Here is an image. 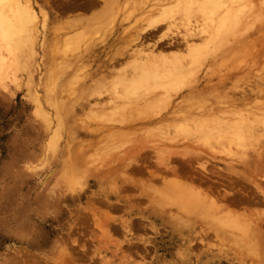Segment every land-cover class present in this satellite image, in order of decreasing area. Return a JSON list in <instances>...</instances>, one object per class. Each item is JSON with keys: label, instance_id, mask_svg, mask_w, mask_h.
I'll return each instance as SVG.
<instances>
[{"label": "rangeland", "instance_id": "1", "mask_svg": "<svg viewBox=\"0 0 264 264\" xmlns=\"http://www.w3.org/2000/svg\"><path fill=\"white\" fill-rule=\"evenodd\" d=\"M169 1L30 0L35 47L0 85V264H264L263 253L233 241L248 240L238 228L219 233L206 215L172 221L177 204L161 203L169 192L160 190L161 179L185 180L190 171L219 194L231 180L249 191L254 181L264 186V132L244 148L226 132L242 113L264 117V7L242 12L167 107L147 112V93L125 96L119 82L135 73L130 53L140 43L183 54L185 29H209L195 11L152 28L156 4ZM210 116L225 129L215 139L176 131V123L193 129V118Z\"/></svg>", "mask_w": 264, "mask_h": 264}, {"label": "bare ground", "instance_id": "2", "mask_svg": "<svg viewBox=\"0 0 264 264\" xmlns=\"http://www.w3.org/2000/svg\"><path fill=\"white\" fill-rule=\"evenodd\" d=\"M257 1L258 3L255 4L254 0H171L162 5H158L157 3L156 5L159 6V9L157 10L159 17L148 21L152 28H156L158 21L165 18L172 19L174 14H177L178 12V14L181 13L187 17L195 11L198 12L200 16L202 15L209 20V22L207 21L208 23L206 22L209 24V29L206 26L207 30H204L201 26V29L199 28L195 33L191 32V28L185 29V32L181 37L186 45L185 54L156 53L153 50H146L149 48L145 49L146 46H142L143 44L139 43V47L136 46L133 50L134 52L130 53L134 59L133 70L135 73L130 79L123 77L121 81H119L126 87L119 85L120 87L125 88L123 94L125 96L128 95V97L133 94L135 95L134 97H137L140 96V94L147 93V97L144 99L145 104L143 105L144 111L147 112H154L161 107L166 108L167 105H164V103H167V100L171 98V94L184 86L186 79H190L192 75L197 72L196 70L199 69L198 64L200 61L210 53H213L216 47L222 44L225 35L228 32L233 31L239 24V16L241 13L247 11H250L251 13L259 12L260 6H257L256 4L264 7V0ZM249 7L251 8L248 9ZM246 9L248 10L246 11ZM222 11L223 13L219 17H216V19L213 18L214 14H218ZM35 13L30 0H0V85H3V78L8 70H17L22 66V58L24 57L26 47L31 46V44L33 45V41L35 40L34 37L37 33L34 21L37 19L36 16L38 15ZM201 19H203V17ZM171 22H173V19ZM205 33H207L208 37L205 42L199 44L189 42L199 34ZM201 36L200 39L202 40V37L205 35ZM33 47H29V51L33 52ZM155 91L157 93H154ZM158 91L161 92L162 95ZM143 96L140 97L142 98ZM231 105L237 107V100L236 103L234 101L231 102ZM37 107L43 109L39 102ZM211 107L217 108L215 105ZM248 107L252 109L251 106H247V108ZM247 108L245 107L244 109ZM250 108L247 109L248 112ZM115 109V112H117V110L119 111V108ZM253 113H242L239 115L240 118L237 121H232L228 125L226 129L227 135L228 133L230 134L231 141H233L236 147H248L249 144L255 143L257 138H259L257 134L258 131L256 130L260 129L264 132V117H260L257 114L253 115ZM205 116L207 115L203 114V118ZM215 117L216 116H214V118ZM258 117H260L259 120H257ZM210 118L211 120L208 121H206L208 118H205V120H201L200 117L193 118V121H191L193 122V129L187 128V126L190 125L178 123H176L177 126L176 124L174 125L177 133L193 135L196 136L198 140L207 142L211 140L212 137L214 139L218 137L219 131L225 130L219 122L212 120L213 117L210 116ZM253 120H255L256 123H261L262 126L260 128L257 125L253 126L251 123ZM188 124H191L190 121ZM232 145L233 144H230V146ZM233 146L232 148L234 149L235 147ZM216 149L219 150L217 147ZM256 154L259 153L257 152ZM200 167L204 176L209 173V170L205 168L204 164H201ZM173 172L175 175L178 173L176 169H174ZM190 172H185V180L176 178L169 180V182H165L164 179H161L165 183L163 185L164 189L160 187V190L162 191L161 196L164 195L163 190L167 189V191L165 190L166 193L169 192L167 193V195L169 194V197H162L161 203L168 201L169 203L177 204L176 207H178L175 215L172 213L169 215L172 221L180 224V222L194 221V218H198V216L201 215H206L207 217L210 216L213 224L211 227L214 228L215 231L222 233L225 231L226 227L229 228L228 226L232 228L235 227V229L238 228V230L240 229L242 232V237L248 240L242 239V241L234 239L233 241L246 245L250 250H256L257 252L264 254V212L259 215L247 212L250 208L254 209V211L257 207L264 208V186L257 181H254V188L249 191L246 190V186L242 184H240L239 188H236L234 181L231 180L228 182L231 191H228L227 193L224 190L219 194V192H215L209 186L206 189L202 188V184L205 183L206 180L200 175L198 176L195 173ZM67 174L68 173H65L64 175L65 179L70 178ZM149 189L152 190L151 188ZM154 189H156L157 193L161 192L159 189V191L157 190V187ZM176 193H178V199L174 198ZM220 200L226 201L227 204L222 203L223 201ZM163 211H159V213L163 214ZM250 222L253 223V225H251V230L247 227ZM237 223L245 224V228ZM127 228L126 231H129L130 228L128 226Z\"/></svg>", "mask_w": 264, "mask_h": 264}]
</instances>
